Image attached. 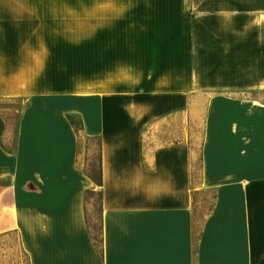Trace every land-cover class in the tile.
I'll list each match as a JSON object with an SVG mask.
<instances>
[{"label": "crops", "instance_id": "obj_1", "mask_svg": "<svg viewBox=\"0 0 264 264\" xmlns=\"http://www.w3.org/2000/svg\"><path fill=\"white\" fill-rule=\"evenodd\" d=\"M0 100L20 102L0 124V237L29 264H264V0H0ZM177 119L181 139L153 143Z\"/></svg>", "mask_w": 264, "mask_h": 264}, {"label": "rangeland", "instance_id": "obj_2", "mask_svg": "<svg viewBox=\"0 0 264 264\" xmlns=\"http://www.w3.org/2000/svg\"><path fill=\"white\" fill-rule=\"evenodd\" d=\"M20 107V102L18 100H0V124L9 126V131L11 134L15 130L17 115L16 111ZM178 119L173 122L163 125L158 129L155 136L158 140L153 143L168 144L181 139L180 126L178 125ZM72 123L75 128H79V121L74 118ZM12 138V135H11ZM203 138V123L198 122L195 125L190 126L188 134V143L190 144L191 149L195 154L194 159V182L197 184L199 180V156H200V147ZM86 144V164L85 170L89 169V166L97 170L98 165V141L96 139L92 141H85ZM99 190L95 189L93 193L98 194ZM214 193L211 191L197 194L195 197V221L196 228L198 229L199 224L208 215L209 211L212 208ZM93 208H88L87 213L91 221L92 228L94 230L93 236L95 239L99 238V227L95 220L98 219L97 211V198H93L90 202ZM7 245L10 247V250L0 247V264H26L25 258L20 252V247L17 241L16 236H10L0 243V245Z\"/></svg>", "mask_w": 264, "mask_h": 264}, {"label": "trees", "instance_id": "obj_3", "mask_svg": "<svg viewBox=\"0 0 264 264\" xmlns=\"http://www.w3.org/2000/svg\"><path fill=\"white\" fill-rule=\"evenodd\" d=\"M94 139H88L87 141H92ZM97 140V139H96ZM98 141V165H97V170H95L92 165L89 166L88 170L84 171L85 176L94 184L95 187L100 188L101 184H102V178H101V157H100V145H99V140ZM93 198H97V211L96 214H98V219L95 220L98 224L99 227V238L95 239L93 236V228H92V224L91 221L88 217V213H87V209L88 208H93L92 204L90 203ZM84 215H85V222H86V227L91 239L92 244L95 247V250L98 254L99 257H101V238H100V232H101V195L100 192H98V194H95L91 191H86L84 193ZM6 238L5 237H0V243L2 241H4ZM19 244V243H18ZM4 247L8 250H10V247H7V245H0V247ZM22 256L25 258L26 264H29L28 258L25 255V253L20 250Z\"/></svg>", "mask_w": 264, "mask_h": 264}]
</instances>
